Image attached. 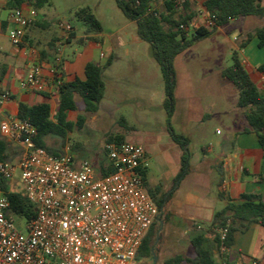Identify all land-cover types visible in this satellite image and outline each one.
I'll list each match as a JSON object with an SVG mask.
<instances>
[{"label":"crops","instance_id":"0c3cea01","mask_svg":"<svg viewBox=\"0 0 264 264\" xmlns=\"http://www.w3.org/2000/svg\"><path fill=\"white\" fill-rule=\"evenodd\" d=\"M206 1L208 0H195L192 10H195L197 13L193 19L191 30L205 24L207 16L202 12V9ZM261 3L264 6V0H261ZM0 4V19L4 24V31L0 35V90L1 93L10 92L11 94V100L5 105L4 113L18 116L20 104H26L28 106L47 104L50 106L52 116L54 118L56 117L60 93L59 86L56 84L57 78L54 75V71L56 69L55 61L58 58L59 51L62 52V64L57 77L62 80L63 84H70L77 80L85 81V68L89 63H95L104 67L108 61H111L103 69L102 73L106 89L104 98L100 103L99 111L95 114H89L86 113L85 109L78 111L77 107L76 110L68 111L66 113V121L72 123L74 127H77L75 124L79 115H86L84 125L87 123L88 115H94L91 121L98 125L105 122L110 116H115L124 105H131L136 112L143 108L142 91L135 89L133 84L146 81L149 78L151 72V56L147 57L148 50L146 49L128 47V43L120 35L122 31L126 33L128 30L132 37V42L140 43L142 40L138 37L137 28L133 22H125L122 30L118 32V35H120L117 38L119 46L111 45L108 51H104L103 47L105 42L101 40L103 29L102 32L96 34H87L86 30L83 36L78 37L74 27H72V31H65L60 27V21L51 19L42 13V10L50 6V0L47 5L39 9L34 7V0H26L18 9H34L38 16L35 22L27 29L23 46L16 49L12 46L8 37V30L13 27L10 23V15L13 12V9H11L12 5L8 3V0H0ZM161 5L163 6L162 3L154 4V8L158 9ZM163 10L164 6L159 11ZM95 16L101 22L103 28V22L100 17L96 14ZM117 19L119 20V16H117ZM257 21H264V17H247L234 20L227 26L214 31L208 37V40L213 41L211 54L217 55V47L221 48L218 43L219 38L216 36L217 33H221L227 37L228 33L236 30L240 33L232 40L235 46L230 53L232 58L233 52L238 50L239 44L244 36L264 26V23L259 24ZM75 44L81 45L83 48L82 51L78 54L74 53L73 58L67 57V48ZM193 46L176 57V59L184 55L188 50L193 49ZM202 51L208 54V50L204 49ZM239 56L252 81L258 87L261 95L264 96V85L261 80L262 72L259 70V67L264 64V48L259 47L258 38L254 37L244 49L239 50ZM102 59H106V63H102ZM35 65L42 66L44 78L48 83V87L43 93L27 92L20 88L21 80ZM225 68L227 67H218L217 70L220 77L221 71ZM175 98L176 109L183 107L184 104L187 107V104L191 102L190 98L179 97L177 91ZM80 99L79 96L75 97L76 101ZM165 100L164 83V90L161 97L164 108ZM178 115L179 112L176 110L174 119L179 117ZM241 117L243 120L239 123L240 125L236 124L235 128L230 129L228 134L223 137V141L209 146L202 145L200 151L190 153L189 171L176 187H174V184L181 171L183 150L173 141L181 151L179 163L177 164L178 172L173 179L170 189L162 190L161 186H155V188L159 187L161 189L159 196L172 192L164 211L157 218L158 221H162L160 228L168 227L170 231L179 230L183 232L182 239L176 240L175 245L181 248L182 241L185 240L188 245L187 251H179V254L173 257H195L192 240L201 235L205 239L204 248L211 253L212 259L216 264H223L224 262L228 264H254V262L264 264L263 226L258 223H252L245 232H236L234 246L230 248L227 256L221 254L216 234L212 227L215 213L227 205L228 199L235 203H241L244 194L264 196V144L262 145L260 143L258 136L254 132H244V129L247 127V122L243 113ZM122 118L127 122V127L123 125L122 127L132 129L133 127L129 125V122L124 116L119 118V122ZM4 119V115L0 114V128ZM181 119L183 120V124L189 123L190 113L188 108L184 109ZM83 127L77 128L81 130ZM72 129L67 131V134ZM179 135L188 139L183 133ZM0 138H2L1 134ZM47 138L45 142L49 147L48 141L50 139L47 140ZM63 139H66V137ZM123 142L129 141H125L124 139ZM7 143L9 145L8 155L10 161H19L22 154L21 147L16 143ZM49 148L58 154V156L66 153L72 155L77 166L83 161H89L92 164L91 161L95 160L89 159L81 153H73L74 151L70 148L62 150ZM105 155L106 160L102 164L107 165L109 159L106 150ZM146 156L149 164V153L146 152ZM99 167L96 168L94 166L98 174ZM147 181L150 187L149 166L147 167ZM221 195L224 197L222 198Z\"/></svg>","mask_w":264,"mask_h":264},{"label":"built area","instance_id":"2783aa9c","mask_svg":"<svg viewBox=\"0 0 264 264\" xmlns=\"http://www.w3.org/2000/svg\"><path fill=\"white\" fill-rule=\"evenodd\" d=\"M37 16L34 9L20 8L11 13L13 27L8 37L14 48L23 46L27 29ZM206 16L205 23H210ZM59 25L72 31L69 24ZM3 31L0 19V35ZM61 64L59 51L54 71L57 86L63 84L57 77ZM261 80L264 85V72ZM47 87L41 65L33 66L20 82V88L27 92L43 93ZM10 100V92L0 94V114L5 118L0 134L5 141L18 144L22 154L17 162H0V178L13 191L11 182L17 170L21 171L22 191L35 206V216L30 221L15 219L0 187V264H134L159 216L140 172L149 166L144 147L129 142L106 143L113 172L101 177L89 161L77 166L68 153L55 156L38 147L36 127L4 113ZM214 232L221 254L227 256L228 229L215 228Z\"/></svg>","mask_w":264,"mask_h":264},{"label":"trees","instance_id":"16d2710c","mask_svg":"<svg viewBox=\"0 0 264 264\" xmlns=\"http://www.w3.org/2000/svg\"><path fill=\"white\" fill-rule=\"evenodd\" d=\"M26 0H8L11 9L17 10ZM116 5L122 14L133 22L137 28L138 37L151 45L153 56L158 63L163 74L165 83V109L168 113L169 133L175 143L183 150L181 159V171L176 178L174 187L184 179L189 171L190 152L188 149V139L175 133L171 126L176 98V75L174 62L176 57L195 43L208 38L214 31L227 26L231 21L247 17H264V6L261 0H208L203 4V10L210 18V23L196 28L190 32L196 11L192 10L195 1L176 0H115ZM49 3V0H34L36 9L42 8ZM162 3L163 11L154 8V4ZM76 18L87 27V34L102 32V24L90 8H81L75 12ZM184 26V28H182ZM257 37L259 47L264 48V26L248 33L239 44L238 50L232 54V65L221 71V78L230 82L238 93V107L243 111L247 127L244 132H254L264 144V96L261 95L258 87L252 81L248 71L243 66L239 50L244 49L250 41ZM102 67L95 63H89L85 68L86 80L75 81L70 84L59 86L60 101L57 115L54 118L50 106L47 104H36L28 106L19 105L18 117L29 121L37 129L36 144L38 147L46 149L51 154L53 152L45 142L48 136H60L65 138L67 131L74 125L66 121V113L76 110L75 97L79 96L85 105V111L95 114L100 109V103L105 95V82L103 80V69L110 64ZM61 65L57 66L60 69ZM264 72V64L259 67ZM1 81V78H0ZM1 94V90H0ZM86 121V115H79L76 122L78 128H82ZM120 123L127 127L124 118ZM121 136H108L106 142H123ZM9 145L0 138V162L10 161L8 155ZM113 172L110 162L107 165L101 164L99 176H106ZM146 190L153 197L159 214L164 211L168 199L172 192L159 196L160 188L152 190L147 181V169L140 171ZM221 172V170H220ZM0 187L10 203L12 214L16 218H24L30 221L35 216V206L26 198L23 191H9L7 183L0 178ZM223 198L224 196L221 195ZM241 203L227 200V205L216 212L213 218L212 227L227 228L228 237L226 245L230 248L234 246L236 232H245L252 223H258L264 227V196L254 194H244ZM159 217V216H158ZM162 221L156 220L146 235L135 260L156 257V242L159 239V230ZM219 245V237L216 236ZM205 239L198 236L192 240L195 257L175 256L164 261L163 264H216L212 259L211 253L204 248ZM228 264V263H227Z\"/></svg>","mask_w":264,"mask_h":264},{"label":"rangeland","instance_id":"374dc122","mask_svg":"<svg viewBox=\"0 0 264 264\" xmlns=\"http://www.w3.org/2000/svg\"><path fill=\"white\" fill-rule=\"evenodd\" d=\"M81 8H90L98 15L103 22L101 40L105 42L103 50L108 51L111 45L119 46L117 38L121 35L128 47L142 48L148 50L147 57L151 58L150 76L146 81L133 84L135 89L141 90L142 109L136 112L131 105L122 106L121 110L110 116L105 122L95 124L91 121L94 115H88L87 123L83 129L74 127L63 137H48V145L54 149L70 148L73 153H81L98 168L106 160L105 145L107 136L121 135L125 141L136 143L144 147L149 153V178L150 188L161 186L162 190L172 187L179 163L180 149L175 145L169 134L168 113L163 107L161 97L164 90V83L160 68L154 59L152 47L149 43L141 41L132 42V37L127 30L118 32L124 27V23L130 21L121 13L115 0H50L42 13L51 19L69 24L76 29L78 37L84 35L87 27L75 16V12ZM159 10L163 6H159ZM119 16V20L117 19ZM264 23V21H257ZM195 30L192 29L190 32ZM125 33V34H124ZM239 31L228 33L227 37L217 33L219 45L217 55L211 54L213 48L212 40L208 38L194 44L193 49L188 50L184 55L174 62L176 75L177 95L183 98H190L187 107H178L179 117L174 119L175 112L171 118V126L178 134H185L188 137V149L190 153L200 151L202 145H213L223 141V137L230 129L235 128L242 122V110L238 107V93L228 81L223 80L218 67H230L232 58L230 53L235 47L232 40L239 35ZM82 46L75 44L66 50L67 57L73 58L74 53H80ZM208 50V54L202 50ZM102 59V63H106ZM77 102V110H84L85 105L80 99ZM188 108L190 120L183 124L182 114ZM100 114V113H99ZM124 116L132 129L122 127L119 118ZM204 123V124H202ZM240 125V124H239ZM15 190H23L21 183V171L15 173L14 181L11 182ZM159 239L156 242V257L143 258L134 264H163L164 261L179 254V251H187L186 240L182 241V247L176 246V240H181L183 232L170 231L168 227L160 228Z\"/></svg>","mask_w":264,"mask_h":264}]
</instances>
